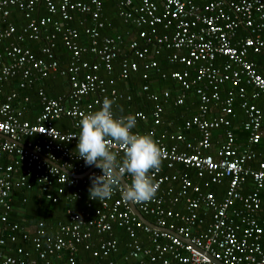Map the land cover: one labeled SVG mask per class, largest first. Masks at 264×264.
<instances>
[{"label":"built area","instance_id":"obj_1","mask_svg":"<svg viewBox=\"0 0 264 264\" xmlns=\"http://www.w3.org/2000/svg\"><path fill=\"white\" fill-rule=\"evenodd\" d=\"M104 1L0 0V264H218L213 259L224 264H264V160L254 148L264 136V112L257 104L264 97V75L251 60V55L264 53V0H117L119 16L133 28H145L135 36L132 30L101 34ZM40 4L46 14L36 15ZM14 8L27 19L20 28L10 20ZM77 15L85 16L79 24L90 38L88 44L81 42L80 30L69 24ZM58 34L72 53L65 69L55 55ZM42 38L46 39L42 56L24 45ZM127 45L131 55L122 60L119 78L123 81L139 70L137 60L150 54L149 45L157 54L163 47L176 50L173 60L193 69V77L185 70L174 72L172 78L180 83L176 105L184 104L189 90L200 95V114L186 124V130L195 126L199 136L187 139L179 129L169 136L177 143L169 145L155 128H139L148 120L143 111L131 113L137 116L132 131L150 134L162 153L159 169L150 171L157 192L146 203L127 202L119 190L111 199L98 202L89 199V176L101 170L77 158L74 136L83 115L98 110L105 97L116 103L124 95L115 79L100 72L112 74ZM154 69L159 70L157 61L145 62L143 77ZM55 73L69 76V91L51 97L41 88V111L33 121L27 118L30 96L3 87L19 78V88H29ZM226 86L231 90L223 100ZM143 90L148 91L149 85ZM149 96L158 100L155 94ZM237 100L245 113L246 143H238L230 129L223 142L214 146L212 132L231 126L229 116L234 115ZM211 102L222 108L209 118ZM162 111L157 106L155 126L162 123ZM62 118L70 119L77 130L58 129L55 123ZM109 143L122 155L117 145ZM124 179L130 183V177ZM212 184L225 187L222 199L206 189ZM36 186L53 203L67 195L85 207L68 209V222L53 227L51 235L43 222L36 232L10 224L14 190ZM132 205L166 230L145 224ZM116 225L129 237L122 255L112 235ZM17 234L31 243L32 250L12 245L18 241ZM107 234L110 238L103 239ZM80 245L94 261L76 258Z\"/></svg>","mask_w":264,"mask_h":264},{"label":"trees","instance_id":"obj_2","mask_svg":"<svg viewBox=\"0 0 264 264\" xmlns=\"http://www.w3.org/2000/svg\"><path fill=\"white\" fill-rule=\"evenodd\" d=\"M37 14H46L44 11V5L40 4L37 6L35 11ZM76 19L69 24L79 29L81 32L80 38L81 42L88 44L90 38L84 33V26L79 24L80 19L85 18V16L77 15ZM100 19L104 22L105 27L101 30L102 35H115L118 33H126L128 30H132L134 36L145 28H133L131 25L126 23L122 17L119 16V7L117 0H105L104 6L102 9ZM10 20L20 28L23 24L27 23L25 14L23 11L14 8L10 16ZM87 24H93L90 20L86 22ZM136 32V33H135ZM133 36H130L128 39L131 40ZM127 39V41H128ZM140 44L144 46V41L140 39ZM46 43V39L42 38L38 41H28L24 45L31 48L38 56H42V46ZM55 55L60 63V68L65 69L69 66L71 61V51L65 45V42L62 38V35L58 34L56 40ZM127 48H124L123 53L115 60L114 62V71L112 74H107L104 70H101L100 74L102 77L107 79H115L117 87L124 94L119 100L113 104L114 114L126 115L129 113H134L137 111H143L148 120L144 122L141 127L142 131H147L151 128H155L159 134L163 133L164 129L167 132L172 133L175 130L181 128L185 130V134L188 138L196 136L198 130L196 127L186 130V124L191 122L194 116L200 114V104L201 98L197 94L195 89L189 90L187 92V97L184 104L176 105L175 101L180 94V83L172 78V74L176 71H185L189 70L184 64L180 63L178 60H173V56L176 53L174 49H168L163 47L160 49L159 53H155L151 45L148 46L149 55L145 59L137 60L139 63V70L134 72L128 81H123L119 78V73L121 70L122 60L130 56L131 53ZM0 46V51L2 50ZM251 60L256 63L257 69L260 73L264 75V53L251 55ZM86 58L89 56L86 55ZM92 59L93 56L91 57ZM137 58H135L136 60ZM155 60L158 62L159 70H151L149 77L144 78V63L147 61ZM192 77L195 76V72L191 68L189 70ZM148 84L149 90L144 91L143 86ZM70 79L67 75H61L60 73H55L50 75L48 78L36 82L32 87L20 89L19 88V78L15 81L13 80L12 85H4L3 87L6 90L15 89L20 93L21 97L24 95L30 96V102L26 103L28 106V115L27 118L34 120L35 117L41 111L40 99L38 96L39 90L43 88L45 92L51 97H59L63 94H66L69 91ZM228 86L225 87V91L222 93V99H226L227 91H230ZM151 94L158 96V100H151ZM127 95L131 96L130 100H127ZM216 102H211L208 104L209 113L212 116H215L220 112L222 106L218 104L216 107ZM258 106L264 112V97L257 101ZM157 106H161L163 111L161 113L162 123L158 126L154 125V112ZM234 115H230L229 119L231 120V126H221L217 129H214L212 132V143L216 146L218 143L223 142L226 138V133L228 130L232 129L237 136L238 143H246L248 132H246L242 126L243 121H245V113L241 107L240 101L237 100L235 104ZM56 127L65 132L76 131L73 123L68 118H62L57 120L55 123ZM256 151L260 153V159L264 160V136L257 145L254 146ZM212 149V148H211ZM210 149V151H211ZM213 150V149H212ZM208 151V152H210ZM4 161L6 159L4 158ZM169 172V170H165ZM194 177V176H193ZM197 181V178L194 177ZM208 191H212L218 199H222L225 193V187L217 184H212L208 188ZM70 189L68 190L69 193ZM14 211L10 218V224L19 223L21 226L28 227L32 232H36L39 224L43 222L45 228L47 229V234L51 235L53 233V227H56L59 223H67V210L70 208L82 209L85 207L84 202L73 200L67 197V195L62 196L58 202L53 203L47 200L45 194L41 191L39 186H36L32 190H27L23 188H17L14 190V201H13ZM146 218L152 219L150 216L146 215ZM7 234V232H6ZM114 238L118 239L119 248L121 255L127 252L129 243V237L125 229L114 227L112 231ZM18 241L15 244H12L14 247L23 246L25 250H32L31 243L24 241L21 237L22 235L17 234ZM100 238V236H98ZM103 239L110 238V235H103ZM13 253V252H10ZM77 259L84 260L85 262H92L94 258L91 255L90 251H87L84 246H78L77 249ZM29 264V263H27ZM39 264H43L40 262Z\"/></svg>","mask_w":264,"mask_h":264},{"label":"clouds","instance_id":"obj_3","mask_svg":"<svg viewBox=\"0 0 264 264\" xmlns=\"http://www.w3.org/2000/svg\"><path fill=\"white\" fill-rule=\"evenodd\" d=\"M114 101L105 97L98 110L82 116L78 124L75 155L85 166L101 170L90 174L89 199L103 202L119 190L123 200L146 203L152 200L158 185L150 171L159 169L162 153L150 134L132 131L137 124L135 114L115 115ZM73 137H70V139ZM114 143L122 155L112 150ZM130 177V183L121 186V179Z\"/></svg>","mask_w":264,"mask_h":264},{"label":"water","instance_id":"obj_4","mask_svg":"<svg viewBox=\"0 0 264 264\" xmlns=\"http://www.w3.org/2000/svg\"><path fill=\"white\" fill-rule=\"evenodd\" d=\"M21 145H24L23 143H20ZM42 157H44L43 155H42ZM64 171H66V172H68V173H72V172H70L69 170H67V169H65ZM121 182L124 184V183H127V181L125 180V179H121ZM132 209H133V212L135 213V215L141 220V221H143L145 224H147V225H149V226H151V227H153V228H155V229H158V230H163V231H165L166 229H163V228H160V227H158V226H156L155 224H153L152 222H150V220H148L138 209H137V207L135 206V205H132ZM172 233H174L175 234V232H172ZM211 259H213V258H211ZM214 261H216L218 264H224V263H222L221 261H218V260H215V259H213Z\"/></svg>","mask_w":264,"mask_h":264},{"label":"crops","instance_id":"obj_5","mask_svg":"<svg viewBox=\"0 0 264 264\" xmlns=\"http://www.w3.org/2000/svg\"><path fill=\"white\" fill-rule=\"evenodd\" d=\"M142 126H144V125H141V127ZM141 127H139V128H141ZM179 129H181V128H179ZM179 129H177V130H179ZM177 130H175L174 132H176ZM184 130V129H183ZM174 132H172V133H174ZM184 132H185V130H184ZM172 133H169V132H167V130H165L164 129V131H163V133H161V135H165L166 136V138H164V142L165 143H168L169 145H172V144H174V143H177V142H174V141H172L170 138H169V136H170V134H172ZM185 134V133H184ZM186 135V134H185ZM186 137H187V139H192L193 138V136L190 138H188V136L186 135ZM181 145V144H180ZM182 146V145H181ZM163 164V163H162ZM163 166H164V164H163ZM165 167V166H164ZM167 169V167H165V169H164V171ZM168 170V169H167Z\"/></svg>","mask_w":264,"mask_h":264}]
</instances>
